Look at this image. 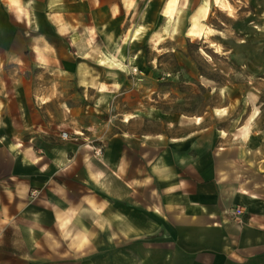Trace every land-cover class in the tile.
I'll use <instances>...</instances> for the list:
<instances>
[{
	"label": "rangeland",
	"instance_id": "1",
	"mask_svg": "<svg viewBox=\"0 0 264 264\" xmlns=\"http://www.w3.org/2000/svg\"><path fill=\"white\" fill-rule=\"evenodd\" d=\"M200 1L166 3L168 17L186 18L165 41L153 38L159 25L144 29L162 2L141 0L103 30L109 41L75 50L54 33L47 0H0V212L12 214L0 220V264L190 259L171 251L180 237L161 215L130 214L131 181L147 177L138 159L146 169L149 154L196 130L204 152L264 131V0H204L192 24ZM94 12L74 16L87 25L104 16Z\"/></svg>",
	"mask_w": 264,
	"mask_h": 264
},
{
	"label": "crops",
	"instance_id": "2",
	"mask_svg": "<svg viewBox=\"0 0 264 264\" xmlns=\"http://www.w3.org/2000/svg\"><path fill=\"white\" fill-rule=\"evenodd\" d=\"M145 1L162 2L155 13H148L152 19L144 29L151 30L159 25V35L153 38L159 36L165 41L175 34L172 27L180 26L186 18L176 14L168 17L163 12L166 3L171 8H176L177 4L176 10L180 11L185 10L191 0ZM13 2L15 4V0ZM139 2L141 0H47L45 9L56 36L66 37L75 50L81 45L80 50H87L97 35L109 41L111 32L104 33L103 30L126 9L129 14L134 11ZM204 2L201 0L196 6L192 24L206 13ZM81 10L96 15L98 12L94 11L100 10L104 16L95 15L90 19L93 23L84 25L74 16ZM144 10H147L146 6ZM159 19H162L161 23ZM140 26V23H134L130 39ZM39 53L48 56L45 52ZM193 133L199 131L190 132V136L181 138L178 145L173 143L165 147L160 155L149 154L146 169H140L138 159L136 174L146 172L147 177L131 181L130 214H155L165 219L164 226L170 228V234L176 239L180 237V242L171 251L190 256V259H179L178 264H195L193 256L197 257L196 264H264V131L234 135L231 141H221L205 152L191 136ZM216 137L220 140L225 136L218 134ZM137 140L139 146L144 145L139 138ZM147 150L150 153V149ZM143 155L146 157L147 154ZM121 196L117 191V198ZM87 209L90 214L97 211L91 204ZM0 214L4 217L1 219L0 215V220L7 218L6 223L12 216L11 213ZM56 214L62 212L58 210ZM116 214L124 213L117 211ZM116 218L118 222L122 221L120 217ZM136 228L137 233H133L140 234V227ZM152 228L148 225L147 233H151ZM153 231H157L156 224Z\"/></svg>",
	"mask_w": 264,
	"mask_h": 264
},
{
	"label": "built area",
	"instance_id": "3",
	"mask_svg": "<svg viewBox=\"0 0 264 264\" xmlns=\"http://www.w3.org/2000/svg\"><path fill=\"white\" fill-rule=\"evenodd\" d=\"M61 135H62L63 138H67V136H68V135L66 134V132L62 133ZM237 212H240V210H237Z\"/></svg>",
	"mask_w": 264,
	"mask_h": 264
}]
</instances>
